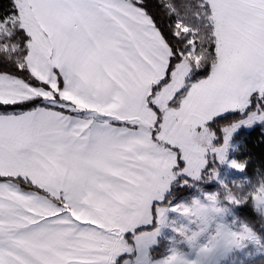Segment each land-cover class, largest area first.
<instances>
[{
    "label": "snow or ice",
    "instance_id": "1",
    "mask_svg": "<svg viewBox=\"0 0 264 264\" xmlns=\"http://www.w3.org/2000/svg\"><path fill=\"white\" fill-rule=\"evenodd\" d=\"M142 3L11 0L0 9V53L22 52L14 64L26 73L0 71V264H219L249 245L264 254L248 224L218 220L245 203L264 217V176L241 192L219 175L224 165L246 169L228 157L233 132L264 126V0H200L207 48L179 19L167 34ZM150 29L167 50L157 72ZM257 34L260 45L218 82L220 38ZM210 60L212 73L193 81ZM230 112L240 118L221 122ZM212 181L225 204L200 187ZM174 185L199 195L172 204ZM170 212L186 221L172 231L189 251L174 242L156 259Z\"/></svg>",
    "mask_w": 264,
    "mask_h": 264
},
{
    "label": "trees",
    "instance_id": "2",
    "mask_svg": "<svg viewBox=\"0 0 264 264\" xmlns=\"http://www.w3.org/2000/svg\"><path fill=\"white\" fill-rule=\"evenodd\" d=\"M11 0H0V9H5L10 4ZM200 0H143L142 7L153 17L157 25L163 29L167 34H170V26L172 22L179 19L184 24L191 26L192 29L199 30L198 39L204 42V47L207 48V41L209 39L210 29L205 27L204 22L198 21L196 14L201 11L198 7ZM166 3L171 4L173 11H169L166 7ZM19 42V37L16 38L13 43ZM21 44L23 40L21 38ZM175 43V41H173ZM22 57V52L16 53H0V71H10L21 75L26 73H20L15 68L14 62ZM205 64L204 68L199 71V75L193 77V81L196 79H202L206 77L209 72L212 71L210 65L213 63L211 60ZM240 118L239 112H230L224 115L221 122H227ZM218 130V129H217ZM264 126L255 124L251 128H241L234 136L238 146L233 152L234 157L237 160H247L245 171L241 172L242 176L248 180L247 185L242 186V189L246 190V187L253 181H257V178L264 176ZM19 183L20 187L24 190H30L28 184L23 181H15ZM212 184H201L200 187L208 189L213 188ZM193 188L181 189L178 185H174L172 191L168 193L171 197V202L177 201L180 198L188 196L192 192ZM234 213L237 217L248 222L252 229L262 238L264 241V217H261L257 212L253 211L250 204L245 203L236 206ZM162 239L156 246L151 248V253L154 258L163 257L166 254L163 252ZM263 262V263H262ZM247 264V263H246ZM248 264H264V260L261 257L249 261Z\"/></svg>",
    "mask_w": 264,
    "mask_h": 264
},
{
    "label": "rangeland",
    "instance_id": "3",
    "mask_svg": "<svg viewBox=\"0 0 264 264\" xmlns=\"http://www.w3.org/2000/svg\"><path fill=\"white\" fill-rule=\"evenodd\" d=\"M165 5L169 9V11H173L170 3H166ZM179 83H181V81L177 80L173 84L172 88H168L166 90L165 94L166 95L170 94L171 91L173 90V88L178 86ZM253 125H255V124H253ZM253 125H251V126L241 125L233 132V134L231 136V140H230L231 147L229 148V153H228L229 159L235 158L233 152L236 150V148L238 146L237 141L234 139L235 134L241 128H247L248 129V128H251ZM189 134H191L190 131H189ZM219 175H220V178L223 179L224 182L227 185H229V187H231L233 189V191H241V192L247 191L253 183L257 182V181H253L252 183H250L246 187V190L245 189L241 190L240 188H242V186L247 185L248 180L242 176L241 172L236 171L235 169L230 168L227 165L220 167ZM233 181H236L237 185H233ZM212 183L215 184V185H213L214 186L213 188H208V189L203 188V190L207 191V192L219 190L221 203L225 204L226 202L223 201L224 191H223V189L220 188V185L217 182H215V181L201 182V184H204V185L205 184L209 185ZM193 195H199V193L197 192V190L195 188H193L192 192H190V194L188 196L180 198L177 201H173L171 203L172 204H178V203L184 202L186 198L191 197ZM236 206L237 205H227V207L229 208V211L223 217H219L218 220L220 222L227 224L230 227H233V228H238L241 224H248V222L244 221L243 219H241L235 215L234 209ZM169 223H170V227H165L160 234V236H161L160 238L162 239V242L164 244L163 245V247H164L163 252L167 255L169 248L173 245L174 242H177L176 246L179 247L181 250H184L186 252L189 251L187 246L182 241H180L178 234H176L174 231H172V227L178 226L181 223H186V221L178 213L170 212L169 213ZM261 240H262V238H261ZM258 257H261V259L264 260V254H262L261 248L259 246L249 245L243 251L234 252L233 254L227 256L226 259L222 258V254H221V256L217 257L216 259L219 260V264H246V263L248 264L249 261H253L254 259H257Z\"/></svg>",
    "mask_w": 264,
    "mask_h": 264
},
{
    "label": "crops",
    "instance_id": "4",
    "mask_svg": "<svg viewBox=\"0 0 264 264\" xmlns=\"http://www.w3.org/2000/svg\"><path fill=\"white\" fill-rule=\"evenodd\" d=\"M114 6H117V5L114 4ZM120 11L133 20H143L144 19L143 17L135 16L131 12H127L123 8H121ZM150 35L155 40L156 45H158V48H153L151 45L148 46L149 49L152 51L153 55L156 56V61H154L152 64V70L153 72H157L160 69H162L164 58L167 55V50L164 48L163 44L159 41L158 37H155L154 30L150 29ZM260 43H261V39L259 38L258 34L254 37L245 39L243 42L225 41L221 37L220 38V48L218 51H219V56L222 58V63H220L218 68L216 69L217 81L222 82L228 79L232 74L234 66L246 58L250 49L254 48L255 46L260 45ZM159 49L163 50V54L160 53ZM212 71L210 73H212ZM149 75L151 76V73H149ZM188 118L190 119V117ZM24 191H30V190H24ZM160 237H161L160 235L157 237L158 242L161 239ZM157 244L153 245L152 248L156 246ZM160 258L161 257H158L156 259H160Z\"/></svg>",
    "mask_w": 264,
    "mask_h": 264
},
{
    "label": "built area",
    "instance_id": "5",
    "mask_svg": "<svg viewBox=\"0 0 264 264\" xmlns=\"http://www.w3.org/2000/svg\"><path fill=\"white\" fill-rule=\"evenodd\" d=\"M175 21H176V20H175ZM175 21H174V22H172V24H174V23H175ZM172 24H171V25H172Z\"/></svg>",
    "mask_w": 264,
    "mask_h": 264
}]
</instances>
